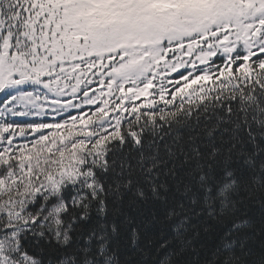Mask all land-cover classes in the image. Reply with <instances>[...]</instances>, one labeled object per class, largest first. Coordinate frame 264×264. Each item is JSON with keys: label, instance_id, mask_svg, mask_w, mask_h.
Instances as JSON below:
<instances>
[{"label": "snow or ice", "instance_id": "obj_1", "mask_svg": "<svg viewBox=\"0 0 264 264\" xmlns=\"http://www.w3.org/2000/svg\"><path fill=\"white\" fill-rule=\"evenodd\" d=\"M0 264H264V0H0Z\"/></svg>", "mask_w": 264, "mask_h": 264}]
</instances>
